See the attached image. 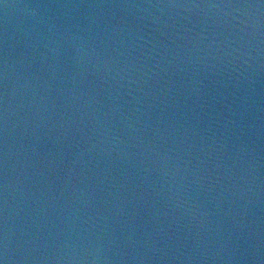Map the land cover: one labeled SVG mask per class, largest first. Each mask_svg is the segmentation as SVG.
Listing matches in <instances>:
<instances>
[{"label": "water", "instance_id": "1", "mask_svg": "<svg viewBox=\"0 0 264 264\" xmlns=\"http://www.w3.org/2000/svg\"><path fill=\"white\" fill-rule=\"evenodd\" d=\"M0 264H264V0H0Z\"/></svg>", "mask_w": 264, "mask_h": 264}]
</instances>
